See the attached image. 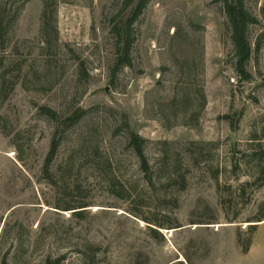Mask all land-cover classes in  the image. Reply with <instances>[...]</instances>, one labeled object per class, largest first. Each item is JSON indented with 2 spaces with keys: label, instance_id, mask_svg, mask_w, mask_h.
I'll list each match as a JSON object with an SVG mask.
<instances>
[{
  "label": "rangeland",
  "instance_id": "obj_1",
  "mask_svg": "<svg viewBox=\"0 0 264 264\" xmlns=\"http://www.w3.org/2000/svg\"><path fill=\"white\" fill-rule=\"evenodd\" d=\"M244 4L250 81L213 0H151L112 80L121 0H0V264H253L241 254L264 204V0ZM129 131L147 141L152 184Z\"/></svg>",
  "mask_w": 264,
  "mask_h": 264
},
{
  "label": "trees",
  "instance_id": "obj_2",
  "mask_svg": "<svg viewBox=\"0 0 264 264\" xmlns=\"http://www.w3.org/2000/svg\"><path fill=\"white\" fill-rule=\"evenodd\" d=\"M151 0H121V11L116 15L113 25L112 33L116 39V61L111 70V78L114 80L117 75L125 68L132 67V47L134 45V25L141 17L145 9ZM215 3L222 5L226 19L227 25L231 34V41L234 48V70L238 76V79L241 82H248L252 79L250 73L247 71V64L249 63L252 55L251 45L248 39V28L250 25L256 23L255 18L247 11L244 0H213ZM55 12V11H54ZM53 12V14H54ZM42 28L41 34L42 38L46 43L47 41V32L49 28V14H48V5L44 4V9L41 16ZM55 36L57 32L55 31ZM57 37H55L56 39ZM202 104L200 112L205 106V98L202 93ZM42 111L49 116L51 119H58V115L48 109H42ZM199 112V114H200ZM82 111L79 110L74 116L68 118L65 123L68 126L75 124L80 116ZM124 123L128 127L127 119L124 117ZM198 124V121L195 123L185 122L182 123L184 126H195ZM147 141L141 138L138 134L129 131V136L127 137V144L130 148L133 149L134 154L139 160L140 169L144 174L146 181L152 184L153 181V172L151 166L148 162L147 156L145 154V147ZM60 142L58 140L52 141V146L50 148L49 154L45 160V169L47 170L51 163L54 161L57 151L59 148ZM194 145V144H192ZM262 157L259 158V166L257 168V177L254 180L256 187L254 191H260L264 188V152L261 153ZM249 184V182H248ZM186 186V179H182V189ZM264 218V204L262 206L261 215L256 218V220L250 221V223H259ZM147 221V220H145ZM150 224L148 228L151 230L153 227L160 229L166 228L165 226ZM254 230V226H251ZM251 245V239L248 240L247 246L243 250V253H246ZM64 257H59L53 261L48 260L47 264H62Z\"/></svg>",
  "mask_w": 264,
  "mask_h": 264
},
{
  "label": "crops",
  "instance_id": "obj_3",
  "mask_svg": "<svg viewBox=\"0 0 264 264\" xmlns=\"http://www.w3.org/2000/svg\"><path fill=\"white\" fill-rule=\"evenodd\" d=\"M254 231L251 238V245L242 257H253V264H264V218L259 223H254Z\"/></svg>",
  "mask_w": 264,
  "mask_h": 264
}]
</instances>
